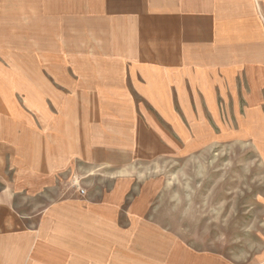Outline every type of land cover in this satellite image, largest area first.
I'll use <instances>...</instances> for the list:
<instances>
[{
    "label": "crops",
    "instance_id": "obj_1",
    "mask_svg": "<svg viewBox=\"0 0 264 264\" xmlns=\"http://www.w3.org/2000/svg\"><path fill=\"white\" fill-rule=\"evenodd\" d=\"M20 31L44 39L56 33L76 85L44 88L26 143L18 123L2 122L0 264H164L161 250L141 247L149 236L146 217L132 232L122 185L99 199L86 184L77 186L85 170L93 171L99 128L121 127L104 125L99 114L113 102L130 104L129 126L137 133L132 97L152 93L128 81L264 70V0H0V32ZM169 47L178 48L181 61L165 59ZM68 97L96 119H76L80 124L69 129ZM126 216L128 226L120 221Z\"/></svg>",
    "mask_w": 264,
    "mask_h": 264
},
{
    "label": "rangeland",
    "instance_id": "obj_2",
    "mask_svg": "<svg viewBox=\"0 0 264 264\" xmlns=\"http://www.w3.org/2000/svg\"><path fill=\"white\" fill-rule=\"evenodd\" d=\"M47 34L0 32V130L2 122L6 128L18 123L23 143L44 88L76 85L65 60L70 54L64 55L56 33ZM163 55L181 61L178 48ZM156 80L128 81L152 93L132 97L137 133L129 126L130 104L113 102L99 114L104 125L121 127L99 128L93 171L85 170L77 186L86 184L99 199L122 185L132 232L146 217L149 236L141 247L161 250L164 264H264V70ZM64 103L69 129L80 124L76 119L84 125L96 119L73 97ZM128 217L121 223L128 226ZM177 247L188 251L178 254Z\"/></svg>",
    "mask_w": 264,
    "mask_h": 264
}]
</instances>
